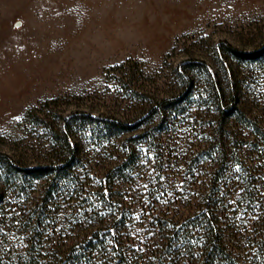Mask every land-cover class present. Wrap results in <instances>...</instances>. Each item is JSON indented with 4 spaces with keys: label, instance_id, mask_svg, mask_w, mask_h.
Instances as JSON below:
<instances>
[{
    "label": "trees",
    "instance_id": "16d2710c",
    "mask_svg": "<svg viewBox=\"0 0 264 264\" xmlns=\"http://www.w3.org/2000/svg\"><path fill=\"white\" fill-rule=\"evenodd\" d=\"M175 74L179 97L129 89L132 117L25 112L38 142L0 151V264H264V45Z\"/></svg>",
    "mask_w": 264,
    "mask_h": 264
},
{
    "label": "rangeland",
    "instance_id": "374dc122",
    "mask_svg": "<svg viewBox=\"0 0 264 264\" xmlns=\"http://www.w3.org/2000/svg\"><path fill=\"white\" fill-rule=\"evenodd\" d=\"M220 43L264 45V0H0V151L38 142L23 117L43 101L58 100L59 116L132 117L129 89L179 97L176 68L210 63ZM180 137L164 144L197 149Z\"/></svg>",
    "mask_w": 264,
    "mask_h": 264
},
{
    "label": "bare ground",
    "instance_id": "6f19581e",
    "mask_svg": "<svg viewBox=\"0 0 264 264\" xmlns=\"http://www.w3.org/2000/svg\"><path fill=\"white\" fill-rule=\"evenodd\" d=\"M137 22V21H136ZM138 23L139 24H141V21H138ZM144 24V23H143ZM142 25V24H141ZM141 27V26H140ZM136 28H137V26H136ZM146 29V28H145ZM123 32V31H122ZM93 33V32H92ZM95 34V33H94ZM86 40V39H85Z\"/></svg>",
    "mask_w": 264,
    "mask_h": 264
},
{
    "label": "snow or ice",
    "instance_id": "6c2138e0",
    "mask_svg": "<svg viewBox=\"0 0 264 264\" xmlns=\"http://www.w3.org/2000/svg\"><path fill=\"white\" fill-rule=\"evenodd\" d=\"M19 117H17V119H18Z\"/></svg>",
    "mask_w": 264,
    "mask_h": 264
}]
</instances>
